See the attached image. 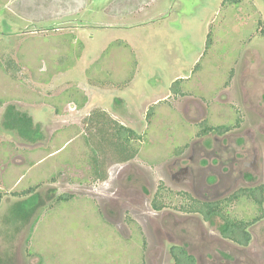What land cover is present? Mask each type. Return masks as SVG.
Returning a JSON list of instances; mask_svg holds the SVG:
<instances>
[{
  "label": "rangeland",
  "instance_id": "1",
  "mask_svg": "<svg viewBox=\"0 0 264 264\" xmlns=\"http://www.w3.org/2000/svg\"><path fill=\"white\" fill-rule=\"evenodd\" d=\"M119 1L114 9L125 7ZM133 1L131 9L138 2L145 12L115 19L108 7H86L71 22L67 8L82 6L78 0H0V264H174L172 246L196 264H264V218L241 246L222 236L220 217L178 208L182 192L224 200L264 184V0L236 8L223 0ZM113 26L103 47L97 31ZM115 39L128 46L111 45ZM4 56L17 67L8 70ZM72 87L88 97L83 108L64 97ZM10 108L31 117L40 137L7 128ZM97 110L143 136L128 162L109 149L99 155L104 180L85 144L96 138L86 118ZM203 122L233 129L201 135ZM181 167L188 170L180 175ZM31 187L37 203L23 210ZM163 189L171 195L156 211L151 202ZM64 194L71 198L58 201ZM227 212L258 214L242 200Z\"/></svg>",
  "mask_w": 264,
  "mask_h": 264
},
{
  "label": "trees",
  "instance_id": "2",
  "mask_svg": "<svg viewBox=\"0 0 264 264\" xmlns=\"http://www.w3.org/2000/svg\"><path fill=\"white\" fill-rule=\"evenodd\" d=\"M244 0H223L222 6H233L234 8L238 7L243 3ZM212 36L211 33L208 34L206 42V50L212 45ZM81 43V42H80ZM111 45H123V41L112 42ZM84 47V44H81ZM83 49V48H82ZM74 57L75 63L76 58L81 57V52ZM7 64V68L15 69L17 66L10 56L2 57ZM73 63L71 66H73ZM68 67H60L56 69V72L67 71ZM89 74V70H88ZM96 80V78H95ZM98 80V79H97ZM181 83L180 79L176 80L173 83L172 90L174 92L179 91L178 84ZM69 92L68 96L67 93ZM71 94V95H70ZM64 97H69L71 101L76 103L78 108H83L87 103L88 97L86 94L81 92L76 87H72L67 90L64 94ZM59 99H64L59 96ZM59 111V109L57 110ZM152 113L150 109L148 114ZM8 116L10 121L6 123V127L18 132V134L24 138L34 141L40 137V132L36 128H32V118L25 115H19L15 112L14 109L8 110ZM86 121L91 123L95 127V137H86L85 144L91 150L90 162L92 167L93 174L104 180L107 176L103 172V165L100 158V154L106 152L109 149L115 157H117L119 162H128L134 159L139 153V145L142 142L143 136L138 133L136 130L128 127L127 125L118 122L116 119L112 118L111 115L105 110H97L95 113L91 114L86 118ZM240 122V120H238ZM238 125V123H237ZM233 129L232 125H208L207 122L201 124V135H207L210 132H216L219 135H224ZM177 153H180V150H177ZM163 188V187H162ZM35 188L31 187L28 190L23 191L24 194H32L31 198L23 203L26 210L32 208L37 203V195L34 192ZM171 192L167 193L166 189L158 190L156 195L152 199V207L156 211L163 210L166 205L167 195H171ZM3 192L0 189V204L3 199ZM184 195L185 202L178 207L180 210L188 214H198L201 215L206 221H210L213 217L218 216L223 220L222 226V236L238 245L248 246L252 240L251 232L249 228L256 223L257 221L264 218V184L256 185L253 187L240 188L231 196L224 200H215V201H203L199 198L191 195L187 192H182ZM71 198L70 195L64 194L58 197V201H68ZM235 200L242 201H251L253 206L257 208L258 214L252 217L251 219H239L232 216L227 212V206ZM171 254L174 259V264H196V258L191 255L185 247L182 246H172Z\"/></svg>",
  "mask_w": 264,
  "mask_h": 264
},
{
  "label": "crops",
  "instance_id": "3",
  "mask_svg": "<svg viewBox=\"0 0 264 264\" xmlns=\"http://www.w3.org/2000/svg\"><path fill=\"white\" fill-rule=\"evenodd\" d=\"M115 1H117L118 5H120V1L119 0H106L103 1V2H99V0H78V3H82V6H76V7H69L67 8L68 12L66 13V15H68V17H66L68 20H71V22H73L74 19H76L75 17H73L72 15H75L77 18H81L83 15H84V8L86 7H89L92 11H96V12H99L98 10H104L105 8L108 9V17H113L115 19H117V17H120L122 15H127V16H131V15H135V14H141L143 12H145V8L144 5L142 4H139L138 2H136V6H135V9H131L129 7V5L131 4V2H134L133 0H121L123 2H126V5L125 7H119V8H116L114 9L112 5L115 4ZM156 0H150V3H153L155 2ZM146 4H148V1H146ZM149 6V5H148ZM106 14V13H105ZM101 17H104L103 15L99 16L98 18L95 19L94 22H91V21H87L88 23L90 24H97ZM67 19H64V20H67ZM104 19V18H103ZM106 19V18H105ZM108 20V19H107ZM85 21V20H84ZM79 21H77V24H78ZM115 23V22H114ZM76 24V23H75ZM74 24V25H75ZM74 25H72V27H74ZM140 26V25H139ZM117 26H113V27H109L107 29H104V30H100V31H97L100 33L103 32V36H101L100 38H103L101 43H102V46L104 47L105 44L107 43L106 41L108 40V37L107 35L108 34H111V33H116L117 31H114L113 30H117ZM126 29V28H125ZM88 31H86L87 33ZM81 34H77V36L79 38H81ZM93 35V33H92ZM95 35H98V34H95ZM110 38V37H109ZM89 40H97L96 36H90L89 37ZM99 40V39H98ZM116 40V39H115ZM106 42V43H105ZM87 54L85 53L84 57L86 56ZM82 57V56H81ZM80 57V59H82ZM87 58H90L89 57V53L88 55L86 56ZM79 59V60H80Z\"/></svg>",
  "mask_w": 264,
  "mask_h": 264
},
{
  "label": "flooded vegetation",
  "instance_id": "4",
  "mask_svg": "<svg viewBox=\"0 0 264 264\" xmlns=\"http://www.w3.org/2000/svg\"><path fill=\"white\" fill-rule=\"evenodd\" d=\"M187 170H188V168L187 167H181L179 170H178V174H183L184 172H187ZM192 180V179H191ZM193 183H194V181H192ZM226 184V183H225ZM193 185V184H192ZM230 188H233V187H235L234 186V184L232 185V186H229ZM228 187V188H229ZM201 188H203V187H201ZM201 188H198L199 189V191L201 192V190H203V189H201ZM204 193L206 192V191H203ZM207 192H209V193H212V190H210V188H208V191ZM196 197V196H195ZM199 197V196H198ZM197 197V198H198ZM200 200H203V201H215V200H208V199H206L205 197L204 198H199ZM255 224V223H254ZM253 224V225H254Z\"/></svg>",
  "mask_w": 264,
  "mask_h": 264
}]
</instances>
